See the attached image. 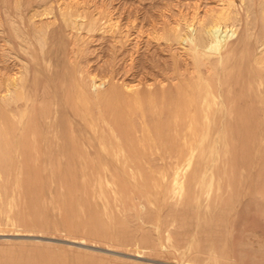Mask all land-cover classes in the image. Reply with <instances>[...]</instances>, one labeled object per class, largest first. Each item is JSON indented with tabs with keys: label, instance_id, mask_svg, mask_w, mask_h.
Instances as JSON below:
<instances>
[{
	"label": "rangeland",
	"instance_id": "obj_1",
	"mask_svg": "<svg viewBox=\"0 0 264 264\" xmlns=\"http://www.w3.org/2000/svg\"><path fill=\"white\" fill-rule=\"evenodd\" d=\"M216 1H218L217 3L223 2L216 5ZM228 1L0 0V95L5 92L4 90L12 78L19 76L20 72L27 68L29 70L27 76L29 82L39 87L38 89L34 85L30 86L36 88H33L34 94L37 93L40 96L43 85L47 86L48 91L51 93V97L46 101H39V107L47 105L46 108L59 110L62 113H58L57 123L59 122L60 126L63 122L61 125L64 124L65 128L63 126L61 128L63 127L66 131L70 127L68 129L69 133L66 132L70 135L67 136L66 143H63V150L66 152L78 150L85 153L86 149H93L91 153L94 155L90 157L83 154V157H68L64 158L63 161L55 160L48 164L51 172L47 176H30L27 179L23 177L21 178L23 182H20L21 179L18 177H11V181L7 178L3 179L5 182L0 180L1 183L4 182L3 184L9 182L3 187L0 183V186L3 189L6 187L5 190L7 191L0 190V199H5L7 203L10 201L7 204L2 199L0 203V264H264V130H262L264 128L260 130L252 129V127H244V129L242 127L249 121L251 123V119L252 121L256 119L262 121L264 115H261L262 117L248 116V118H251L248 120L245 112L246 115L242 119H235L232 116L234 120L231 118L227 121V125L232 130L231 128H225L223 131H218L219 133L211 132V134L205 136L201 134L200 136L198 132L190 135V132L185 139V136L177 137L174 134L164 135L159 133L157 135L156 132L159 130L157 128L159 126H161L160 128H166L168 120L165 118V114H163L164 117L160 116L162 114H159L160 117L155 115L153 117L151 112L154 109L148 110V106L149 108L152 107L150 105L155 101L159 110L166 106L167 104L163 105L165 103L157 102L158 98H156L157 100L154 98L155 94L166 93L165 89L169 88V83L171 87L177 81H184L182 78H180L181 80H177V78L174 79L177 80L176 82L173 79L174 83L171 82V73L164 71L163 68L168 66L167 64L174 65L173 63L178 62V60L177 65L180 66L178 65L176 72H183L186 68V61H190L189 45L187 41L184 42L186 32L198 27L197 21L201 16L204 17L210 14L215 8V10L220 9L224 3V6H227ZM233 2L235 9L239 8L238 11L243 16L238 32L233 38L239 40L240 42L237 41V45L241 46L240 44H242L247 34L245 31L246 25L248 22L260 18L261 11L264 9V0H234ZM259 3L261 4L259 5ZM244 4H248L246 5L247 10ZM213 7L215 8L213 9ZM258 7H260L259 13H256ZM253 8H255V11ZM246 11L250 12L247 14ZM193 18L195 19L193 20ZM172 30H176L174 37L177 36V38L175 39H172L174 38L172 37ZM177 32L180 33L178 34L181 35V39L178 37ZM182 33L184 34L182 35ZM141 53H144V55ZM172 60H175V62ZM158 63H160V67L157 66ZM139 64L141 65L139 66ZM145 66H149L150 72ZM147 70L148 74L146 73ZM231 72L230 76L233 75V69H231ZM162 75H165L166 78ZM89 78H92V81ZM231 79L230 81L234 84V76H231ZM79 83L84 84V88L82 85L79 86ZM95 84L97 87H95ZM74 87L76 90H74ZM70 90L73 92L72 96ZM233 90L234 88H232V92ZM171 91L172 94L176 92V90ZM171 91L167 90L166 95L171 96ZM232 92L231 99H235V94L232 95ZM237 92V96L242 93L241 95L244 98L248 97L240 90H237ZM244 92L246 91L244 90ZM81 93H90L88 95L91 97L88 96L89 100L87 102L83 101L84 99L81 101L79 95ZM175 94L176 96H174ZM175 94L171 97L177 98L178 93ZM108 95L109 97H107ZM159 95L158 97L161 100L158 101H162L164 97L161 95L162 98ZM100 96L102 99L105 98V100H102L103 102L106 101L107 97V106L110 109L105 106L106 102L103 103L100 100ZM52 99L54 104L56 100L58 106L59 103L60 106L64 104L65 106L62 105L64 109H61L62 106L58 107L56 104H52ZM113 99H116V102ZM75 100H78V103ZM78 104L81 105V108L83 107V111L84 107L92 108L91 106H94L93 109L96 110L94 116L98 119V121L97 119L94 120V122L97 121L96 124L93 123V120L88 121V123L84 121L82 124V120L79 118L81 116L75 115V111L71 109V106L76 105L73 107H76V110L79 111L81 108L79 109L80 105ZM52 105H54L53 108H51ZM242 107V111L247 109ZM103 109L105 110L103 111ZM144 109L147 115L151 114V118L146 115L144 118L146 121L143 123L144 120L141 116ZM82 110H80V114L84 115ZM149 111L150 114H148ZM111 112V116H115L114 118L109 115ZM100 113H102L101 118L104 121L101 118L100 121L98 117ZM117 117L120 118L122 123ZM157 118L162 122H155ZM168 119L171 121V118ZM89 122H92V125L89 126ZM234 122L238 125L239 130H236ZM241 122H243L242 126ZM116 124L122 126L119 125L121 126L119 127ZM78 125H81V127H77ZM168 125H171V123ZM72 127L81 128L84 132L83 136V133L81 135L79 133L81 129H79L80 131L76 130L78 138L83 136V139L80 140L83 145L78 141L79 139H75L78 143L71 141L73 143L70 144L73 136ZM89 127H94V130L97 128V130L94 131L91 128V131ZM98 127L100 128L98 129ZM147 127H151L153 131H150V128L147 129ZM124 130L127 133L130 132V134H126ZM141 130L147 133H143L147 138L143 134V137L142 135L141 138L139 137ZM123 131L127 135L126 138ZM95 132L97 133L96 136L101 137V140L103 139L106 143L109 141L106 145L102 140L103 149L102 144L99 142L101 140L95 138ZM165 137L166 139L170 138L168 140L172 141V147L169 145L171 142L168 140L166 142ZM135 139L142 140L139 143ZM177 139L183 142L184 149L187 148L183 150L185 155L189 153L186 158L184 153L182 154L183 151L181 152L183 147L180 141L177 142ZM131 140H134L135 144ZM97 141L101 147H99ZM141 141L145 143L143 144ZM89 143L92 147L88 146ZM125 143L129 145L126 146ZM166 143L168 144L166 145ZM176 143H179L181 148ZM65 144L68 149L65 148ZM136 144L139 145L136 146ZM73 146H76V148ZM83 146L84 148H82ZM174 146L176 149L178 148V151ZM96 147L100 151L106 149L109 152L102 151L101 153ZM115 147L118 149L121 147V151L117 149V152H121L120 155H118L116 149H112ZM122 147H125L126 160L124 159V149ZM131 148H134V150ZM152 148L155 150H152ZM100 153L103 161H100ZM111 153H113V156L116 154L122 161L118 157L117 160L116 155L115 157L111 156ZM128 156L133 159L131 163ZM92 159L93 161H91ZM189 159L191 161L188 165ZM223 159H225V162H223ZM124 164L128 167L124 166L123 168ZM54 165L55 167L57 165V167L53 170ZM92 166L94 171L90 170ZM176 167L184 169L178 170L179 168L176 169ZM125 170H127V173ZM196 170L199 171L198 174ZM179 171L183 173L180 174ZM190 171L192 172L190 173ZM200 171H203L201 177L202 172L200 173ZM57 172H60V174ZM172 174L174 175L172 176ZM193 179H196V181ZM199 179L202 182L197 181ZM100 183L104 184V187H101L103 185ZM208 184L210 190H207V188L209 189ZM7 186L9 187L7 188ZM34 186H37V190ZM174 187H176L175 190ZM81 188L89 189L95 195L93 194L92 198L89 191L84 193ZM187 188L191 190L194 188L193 192H195L191 193ZM22 190L23 193H20ZM81 190L85 195L84 197ZM200 190L206 192L201 193ZM24 192L26 193L24 194ZM183 193L185 196H183ZM1 194H4V197ZM20 194L24 196L19 200ZM23 197H26L25 200H23ZM85 197L87 198L85 199ZM88 198H91L92 202ZM195 199L196 201H194ZM26 202H28L27 205ZM191 202L194 204L191 205Z\"/></svg>",
	"mask_w": 264,
	"mask_h": 264
},
{
	"label": "bare ground",
	"instance_id": "obj_2",
	"mask_svg": "<svg viewBox=\"0 0 264 264\" xmlns=\"http://www.w3.org/2000/svg\"><path fill=\"white\" fill-rule=\"evenodd\" d=\"M208 1V0H207ZM212 1V0H211ZM215 1V0H214ZM230 1V0H229ZM228 1V4L227 6H224V4H222L223 6L221 7L220 5V9L218 10H215L216 8L213 7L214 11H212L211 9V13L208 14V15H205L204 17H200V19L197 21L198 22V27L193 30H190L189 28V32H186V35H185V38H184V42H188L187 44L189 45V49H190V53H189V57H190V61H186V68L184 69L183 72H176L177 68L180 66L177 65L178 62L175 60H172L174 61L175 63H173L174 65H169L167 64L168 66H165V68H163L164 71H168V73H171V82L174 83V79H177L179 80L180 78L184 79L183 82H178L177 80V83L173 84L171 87H170V83L168 84V89H165L166 90V93H167V90L168 91H171V90H176L175 93H178L177 94V98H172L174 94H172V91L170 94H172L171 96H169L168 94L166 95V93L164 94H160L157 93L159 96H161L163 99L162 101H158L159 99L161 100L160 97H158V95L155 94L154 98H158L157 102H161L163 105H169L167 106V108H165L166 106L162 107L161 110H159L158 105L156 103V101L150 105L152 107L149 108L148 106V110H152L154 109L151 114L153 115V117L155 116H159V114H162L160 116H163V114H165V118L168 120V123L167 124H170L171 125H168L166 124V128H160L161 126H159V130H157L156 134L159 135V133L161 134H171V135H176L177 137L178 136H185V139L186 137L188 136V133H190V135L193 133H199V135L201 134L202 136L204 135H209V133L211 134V132H218L220 130L223 131V129L225 128H231L230 126L227 125V121L228 120H231L232 116L235 117V119H242L243 117H245V112L247 113V118L248 116L252 117V116H261V115H264V9H262L261 11V15H260V18L257 19L256 21H253V22H248L247 25H246V29L245 31L247 32L246 36H245V39L243 40L242 44H240L241 46H238L237 45V39H233L235 37V34H237L238 32V27L240 26L242 20H243V16H241L242 14H240V12L238 11V9H235V6H234V0L231 2ZM244 1V0H243ZM251 1V0H250ZM256 1V0H254ZM263 1V0H261ZM196 2V1H195ZM218 1H216V5L217 4H221L223 1H221V3H217ZM242 2V1H241ZM247 3V2H246ZM187 4V2H186ZM185 4V5H186ZM242 4V3H241ZM261 3H259L260 5ZM206 5V4H205ZM243 5V4H242ZM245 5V4H244ZM248 5V4H246ZM245 5L246 7V10H247V6ZM264 5V3H263ZM262 5V6H263ZM7 6V5H6ZM168 6V5H167ZM199 6V5H198ZM237 6V5H236ZM251 6V5H250ZM255 6H256V3H255ZM218 7V6H217ZM243 7V8H245ZM249 7V6H248ZM260 7H258L257 9V12L256 13H259L258 10H259ZM249 9V8H248ZM255 8H253L254 10ZM169 10V9H168ZM196 10H199V9H196ZM206 10V9H205ZM204 10V11H205ZM209 10V9H208ZM244 10V9H243ZM242 11V10H241ZM245 11V10H244ZM255 11V10H254ZM207 12V11H205ZM247 12V11H246ZM250 12V11H249ZM247 12V14L249 13ZM6 13V12H5ZM80 13V12H79ZM131 13V12H130ZM194 13V12H193ZM185 14V12H184ZM198 15V13H196ZM206 14V13H205ZM244 14V13H243ZM187 15V14H186ZM190 15V14H189ZM194 15V14H193ZM196 15V16H197ZM258 15V14H257ZM256 15V16H257ZM249 16V15H248ZM187 18V17H186ZM185 18V19H186ZM189 18V17H188ZM192 18V17H191ZM197 18V17H195ZM193 18V20L195 19ZM245 18V17H244ZM249 18V17H248ZM255 18V17H254ZM257 18V17H256ZM198 19V18H197ZM65 20V19H64ZM246 20V18H245ZM152 21V20H151ZM190 21V20H189ZM251 21V20H250ZM196 22V23H197ZM91 23V22H90ZM182 25V24H181ZM187 25V24H186ZM193 25V24H192ZM168 26V25H167ZM190 26V25H189ZM14 27V26H13ZM177 27V26H176ZM179 27V26H178ZM16 28V27H15ZM175 28V27H174ZM180 28V27H179ZM170 29V28H169ZM183 29V28H182ZM225 29V30H224ZM174 30V29H173ZM173 35L172 37H174V33L176 32L173 31ZM184 30V29H183ZM182 30V31H183ZM13 31V30H12ZM154 31V30H153ZM171 31V30H169ZM168 31V32H169ZM195 31V33H193ZM179 32H177L178 34ZM185 33V32H184ZM182 33V35L184 34ZM77 34V33H76ZM169 34V33H168ZM176 34V33H175ZM180 34V33H179ZM178 34V37H180L181 39V35L179 36ZM156 35V34H155ZM171 35V33H170ZM170 35H168L170 37ZM237 36V35H236ZM156 37V36H155ZM171 37V38H172ZM184 37V36H182ZM238 37V36H237ZM17 38V37H16ZM163 38V37H161ZM177 38L174 37L172 39H175ZM156 39V38H155ZM180 39L178 38V41L180 43ZM183 41V39H182ZM240 42V41H239ZM158 43V41H157ZM176 43V42H175ZM183 43V42H181ZM149 44V43H148ZM32 45V44H31ZM187 45V46H188ZM16 47H17V44H16ZM31 47V46H30ZM185 47V46H184ZM146 48V47H145ZM151 49V48H150ZM2 51V50H1ZM167 51V50H166ZM187 51V50H186ZM187 51V52H188ZM182 52V51H181ZM186 52V53H187ZM145 53V52H144ZM144 53H141L144 55ZM161 53V52H160ZM22 54V53H21ZM163 55V54H162ZM188 55V54H187ZM98 56V55H97ZM129 56V55H128ZM130 56H131V53H130ZM142 56V55H141ZM157 56V55H155ZM175 56V55H174ZM173 56V57H174ZM179 56V55H178ZM132 57V56H131ZM137 57V56H136ZM143 57V56H142ZM172 57V56H171ZM25 58V57H24ZM102 58V57H101ZM156 58V57H155ZM161 58V57H160ZM181 58V57H180ZM188 58V57H187ZM54 59V58H53ZM145 59V58H144ZM149 59V58H148ZM166 59V58H165ZM164 59V60H165ZM135 60V59H134ZM168 60V59H167ZM36 61V60H35ZM125 61V60H124ZM145 61V60H144ZM154 61V60H153ZM161 61V60H160ZM171 61V60H169ZM126 62V61H125ZM124 62V63H125ZM131 62V60H130ZM156 62H157V59H156ZM159 62V61H158ZM162 62V61H161ZM182 62V61H181ZM27 63V62H26ZM155 63V62H154ZM169 63V62H168ZM171 63V62H170ZM108 64V63H107ZM148 64V63H147ZM28 65V64H27ZM141 64H139L140 66ZM154 65V64H153ZM160 63H158L157 66H159ZM183 65V64H182ZM100 66V65H99ZM123 66V65H122ZM134 66V65H133ZM138 66V68H140ZM152 67V65H150ZM185 66V65H184ZM183 66V67H184ZM20 67V66H19ZM42 67V65H41ZM126 67V66H125ZM147 67V66H145ZM149 67V66H148ZM147 67V68H148ZM160 67V66H159ZM25 68V66H24ZM74 68V66H73ZM120 68V67H119ZM137 68V70H138ZM142 68V67H141ZM181 68V67H180ZM123 69V68H122ZM129 69V68H128ZM143 69V68H142ZM141 69V70H142ZM231 69H233V75L231 76H234V84L230 81L231 79V76L230 74L232 73L231 72ZM3 70V69H2ZM149 70V68H148ZM148 70H147V74H148ZM156 70V69H155ZM8 71V70H7ZM76 71H77V68H76ZM84 71V70H83ZM182 71V70H181ZM231 73H230V72ZM28 72L29 70L27 68H25V70L23 69V72H20L19 76H16L14 78H12L8 83L6 89L4 90L5 92L2 93L0 95V180H3L5 178H7L8 180L11 181V177H18V178H23V177H30V176H36V177H41V176H47L50 174L51 170L49 168V163H52L54 162L55 160L56 161H63L64 158H70V157H76L77 156H84L86 154V156H92L93 154L91 153V150L93 152V149H86L85 150V153H82L81 151H73V150H70V152H66L63 150L64 147L63 146V143H66V138L67 136H69L70 134L69 133V128H67V131L68 133H66L67 131L63 129L64 127V124L59 126V122L57 123L58 120H56L58 118V113H62L60 112L59 110H52L50 108H46L47 105H45L43 108L42 107H39L40 105L38 104L39 101H46V99L50 98L51 96V93L48 91V88L47 86L43 85L42 89L41 88V93H40V96L37 95V93L34 94L33 92V88H34V83L32 82H29L28 80ZM66 72V71H64ZM150 72V70H149ZM161 72V71H160ZM11 73V72H10ZM18 73V71H17ZM62 73V72H61ZM120 73V72H119ZM141 73V72H140ZM144 74H146L145 72H143ZM152 73V72H151ZM12 74V73H11ZM72 74V73H71ZM2 75V74H1ZM53 75V74H52ZM69 75V74H68ZM75 75V73H74ZM80 75V74H79ZM87 75V74H86ZM142 75V74H141ZM140 75V76H141ZM65 76V75H64ZM77 76V74H76ZM93 76V75H92ZM157 76V74H156ZM167 76V74H166ZM53 77V76H52ZM150 77V76H149ZM162 77H165V75ZM168 77V76H167ZM30 78V76H29ZM62 78V77H61ZM74 78V77H73ZM136 78V77H135ZM166 78V77H165ZM233 78V77H232ZM33 79V77H32ZM39 79V78H38ZM52 79V78H51ZM54 79H55V76H54ZM59 79V78H58ZM70 79V77H69ZM91 79L92 81V78H89V80ZM143 79V78H142ZM154 79V78H153ZM157 79V78H156ZM174 81H173V80ZM1 80V79H0ZM3 80V79H2ZM37 80V78H36ZM41 80V79H40ZM38 80V81H40ZM168 80V78H167ZM181 80V79H180ZM232 80V79H231ZM7 81V80H6ZM31 81V80H30ZM43 81V80H41ZM40 81V82H41ZM47 81V80H46ZM55 81V80H53ZM57 81V80H56ZM94 81V80H93ZM161 81V80H160ZM175 81V82H176ZM33 82H34V79H33ZM62 82V81H60ZM83 82V81H81ZM2 83V82H1ZM7 83V82H6ZM30 83H32L30 85ZM66 83V81H65ZM84 83V82H83ZM162 83V82H161ZM37 84V83H36ZM62 84V83H61ZM60 84V85H61ZM88 84V83H87ZM147 84V83H146ZM163 84V83H162ZM172 84V83H171ZM3 85V83H2ZM34 85L32 88L30 86ZM39 85V84H38ZM63 85V84H62ZM65 85V84H64ZM82 85L81 83H79V86ZM84 85V84H83ZM82 85V86H83ZM94 85V84H93ZM149 85V84H148ZM157 85V84H156ZM165 85V83H164ZM59 86V85H58ZM87 86V85H85ZM146 86V85H145ZM166 86V85H165ZM234 86V87H233ZM2 87V86H1ZM36 88L38 86H35ZM65 87V86H64ZM68 87H69V84H68ZM95 87L96 84H95ZM149 87V86H148ZM162 87V86H160ZM34 88V89H36ZM61 88V86H60ZM75 88V87H74ZM84 88V86H83ZM86 88V87H85ZM150 88V87H149ZM232 88H234L233 92H232ZM2 89V88H1ZM39 89V87H38ZM65 90V88H63ZM139 89V88H137ZM63 90V91H64ZM76 90V88L74 89ZM140 90V89H139ZM138 90V91H139ZM159 90V89H158ZM237 90H240L243 92V94L245 93L246 94V97L247 98H244L240 93V96H237L238 92ZM244 90L246 92H244ZM3 91V90H2ZM79 92V90H77ZM131 91V90H130ZM235 91V92H234ZM33 92V94H32ZM35 92H37L35 90ZM66 92V91H65ZM71 92V90H70ZM69 92V93H70ZM94 92V91H93ZM133 93V91H131ZM151 92V91H150ZM231 92L233 93L232 95L235 94V99L232 98L231 99ZM72 93L71 92V96H72ZM155 93V92H154ZM64 94V92H63ZM88 94L90 93H81L79 94L81 96V101H85L87 102L89 100V96ZM66 95V94H65ZM63 95V96H65ZM123 95V94H122ZM132 95V94H131ZM70 96V94H69ZM68 96V97H69ZM75 96V94H74ZM80 96H77L78 98ZM89 96V97H88ZM93 96H94V93H93ZM99 96V95H97ZM148 96V95H147ZM176 96V94L174 95ZM67 97V98H68ZM101 97V96H100ZM99 97V98H100ZM106 97V96H105ZM109 97V95L107 96ZM107 97H106V105L107 106ZM133 97V96H132ZM54 98V97H53ZM70 98V97H69ZM68 98V99H69ZM74 98V97H73ZM76 98V97H75ZM112 98V97H111ZM110 98V100H111ZM122 98V96H121ZM127 98V97H126ZM136 98H138V96H136ZM60 99V98H59ZM58 99V100H59ZM66 99V98H65ZM98 99V97H97ZM109 99V98H108ZM118 99V98H117ZM153 99V100H155ZM62 100V99H61ZM60 100V101H61ZM70 100V99H69ZM80 100V99H78ZM78 100L75 102L78 103ZM96 100V98H95ZM101 101L102 100H105L100 99ZM115 100L116 102V99H113ZM132 100V98H131ZM136 100V99H135ZM166 100V101H165ZM53 101V99H52ZM59 101V102H60ZM80 101V103H81ZM97 101V100H96ZM119 101V99H118ZM149 101V100H147ZM49 102V101H48ZM103 102V101H102ZM103 102V103H104ZM111 102V101H110ZM110 102H109V105H110ZM120 102V101H119ZM153 102V101H152ZM50 103V102H49ZM100 103V101H99ZM101 103V104H103ZM128 103V102H127ZM131 103V102H130ZM54 104V101L53 103ZM55 104H56V100H55ZM54 104V105H55ZM114 104V103H113ZM112 104V105H113ZM137 104V103H135ZM54 105H52L51 108L54 107ZM58 106V104H56ZM64 105V104H62ZM61 105V106H62ZM67 105V103H66ZM69 105V104H68ZM80 105V104H78ZM85 105V104H84ZM87 105V104H86ZM90 105V104H89ZM111 105V106H112ZM118 105V104H117ZM60 106V103H59V106L58 107H61ZM65 106V105H64ZM73 106H76V105H73ZM71 106L72 110H74L75 112V115L77 116H81L79 118H81V122L82 124L85 122L88 123V121H92L93 120V123H97L98 119L95 118L94 116V113L96 112V110L93 109L94 106H91L92 108H89V107H84V111L82 110L81 108V105L79 107L80 110H82L84 112V115H81V111L79 110H76V107H73ZM110 106V107H111ZM137 106V105H136ZM141 106V105H140ZM241 106H243L242 108H247L245 111L241 110ZM63 107V106H62ZM108 107V108H107ZM106 108L107 109H110L109 106H107ZM114 107V106H112ZM111 107V108H112ZM128 107V106H127ZM139 107V106H138ZM174 107L175 110H174ZM105 108V107H104ZM130 108V107H129ZM61 109H64L61 108ZM67 110V109H65ZM105 109H103L104 111ZM112 110V109H111ZM110 110V111H111ZM114 110V109H113ZM132 110V109H131ZM63 111V110H62ZM116 111V110H115ZM143 114H142V119L144 120L145 116L147 115L146 114V111L145 109L143 110ZM150 111L148 112V114H150ZM64 112V111H63ZM82 112V113H83ZM167 112V113H166ZM129 113V112H128ZM136 113V112H135ZM244 113V114H243ZM73 114V113H72ZM104 114V113H103ZM108 114V113H107ZM112 112L109 114L111 116ZM137 114V113H136ZM150 114V115H151ZM62 115V114H61ZM75 115H73L75 117ZM139 115V114H138ZM150 115H147V116H150ZM155 115V116H154ZM102 113L99 114V119L102 117ZM109 116V117H110ZM124 116V115H123ZM159 116V117H160ZM163 116V117H164ZM60 117V116H59ZM111 117H115V116H111ZM129 117V115H128ZM152 117V118H153ZM158 117V118H159ZM262 117V116H261ZM112 118V119H113ZM119 118V117H117ZM116 118V119H117ZM123 118V117H122ZM121 118V119H122ZM125 118V117H124ZM130 118V117H129ZM128 118V119H129ZM151 118V116H150ZM157 118V121L155 122H158V121H161L162 120H158ZM168 118H171V121H169ZM259 118V117H258ZM97 119V121L94 122V120ZM103 120V118H101ZM100 119V121H101ZM141 119V120H142ZM155 119V118H153ZM160 119V118H159ZM162 119V118H161ZM251 118H248V120H250ZM254 119V118H253ZM262 119V118H261ZM72 120V119H71ZM74 120V118H73ZM110 120V119H109ZM120 120V118L118 119ZM127 120V119H126ZM130 120V119H129ZM232 120H234L232 118ZM104 121V120H103ZM116 123L117 121L114 120ZM113 121V123L115 124V122ZM132 121V120H131ZM140 121V120H139ZM146 120L143 121V123L145 122ZM154 121V120H153ZM165 121V120H164ZM240 121V120H239ZM242 121V120H241ZM73 122V121H72ZM120 122L122 123V121L120 120ZM142 122V121H141ZM173 122V123H172ZM202 122V123H201ZM237 122V120H236ZM236 122H234L236 124ZM67 123V122H66ZM92 122H89V126L92 125L91 124ZM95 123V124H96ZM147 123V122H146ZM149 123V122H148ZM232 125H233V122H231ZM242 123L241 122V126H242ZM80 124V123H79ZM81 124V125H82ZM94 124V125H95ZM151 124V123H150ZM153 124V123H152ZM157 124V123H156ZM164 124V123H163ZM230 124V123H229ZM74 125V124H73ZM81 125H78L77 127H81ZM93 125V126H94ZM121 124H116V126H119ZM147 125V124H146ZM155 125V124H154ZM61 126H63L61 128ZM76 126V124H75ZM85 126V125H84ZM99 126V124H98ZM122 126V125H121ZM119 126V127H121ZM132 126V125H131ZM151 126V125H150ZM234 126V125H233ZM237 124H236V128H237ZM75 128V127H72V140L73 142H75L76 140L75 139H79L78 141L82 144V141H80L81 139H83V136H84V132H82V129H81V132L80 135L82 134L83 136L78 138L77 136V133H76V130L78 128ZM145 127V126H144ZM152 127V126H151ZM150 128V131L152 130ZM158 127V126H156ZM164 127V125H163ZM243 128L244 127H252V129L256 128V129H262L264 128V119L261 120H254L252 121L251 119V123L250 121L247 122L246 124H244L242 126ZM65 128V127H64ZM90 128V127H89ZM93 128L94 130V127H91ZM90 128V130H91ZM96 128V127H95ZM100 127H98L99 129ZM118 128V127H117ZM126 128V127H125ZM130 128V127H129ZM133 128V127H132ZM147 127V129H149ZM242 128V129H243ZM249 128V130H251ZM78 129V130H79ZM123 130V127L121 128ZM131 129V128H130ZM129 129V130H130ZM135 129V128H134ZM144 129V128H143ZM235 129V128H233ZM245 129V128H244ZM89 130V129H88ZM97 130V128H96ZM94 130V131H96ZM137 130V129H136ZM154 130H155V127H154ZM232 130V128H231ZM230 130V132L232 133V131ZM236 130H239L238 128ZM264 130V129H262ZM80 131V130H79ZM92 131V130H91ZM101 131V130H100ZM126 132V130H124ZM123 131V134L125 135ZM149 131V130H148ZM149 131V132H150ZM153 131V130H152ZM225 131V130H224ZM228 131V130H227ZM235 131V130H234ZM242 131V130H241ZM252 131V130H251ZM254 131V130H253ZM256 131V130H255ZM99 132V131H98ZM131 132V130H130ZM126 132V134H130ZM137 132V131H136ZM140 132V131H139ZM138 134H140V138H141V135L143 133H146V132H143L141 130V132ZM226 132V131H225ZM229 132V131H228ZM236 132V131H235ZM78 133V134H79ZM91 133H94V132H91ZM100 133V132H99ZM153 133V132H152ZM219 133V132H218ZM230 133V134H231ZM68 134V135H67ZM96 132H95V136H96ZM132 134V132H131ZM147 134V133H146ZM154 134V133H153ZM215 134V133H214ZM227 134V133H225ZM93 135V134H92ZM135 135V134H134ZM145 135V134H143ZM142 135V137H143ZM151 135V134H150ZM156 135V136H157ZM187 135V136H186ZM197 135V134H196ZM200 135V136H201ZM228 135V134H227ZM77 136V137H76ZM94 136V137H95ZM101 136V134H100ZM146 136V135H145ZM144 136V137H145ZM154 136V135H153ZM175 136V137H176ZM76 137V138H75ZM127 137V135H125V138ZM136 138V135L134 136ZM161 137V136H160ZM69 138V137H68ZM93 138V137H92ZM97 138L98 140L101 138L98 137V135L95 137ZM94 138V140H96ZM104 138V137H103ZM147 138V136H146ZM158 138V137H157ZM180 138V137H179ZM178 138V139H179ZM128 139V138H127ZM130 139V138H129ZM133 139V138H132ZM170 139V138H167L165 137V140L167 142V140ZM177 139V142L182 140L180 138V140ZM69 140V139H68ZM87 140V139H86ZM101 140V139H100ZM103 140V139H102ZM99 141L100 144H102V149H103V142ZM137 140V139H135ZM142 140V139H139L137 140L138 142ZM144 140V139H143ZM150 140V139H149ZM152 140V139H151ZM184 140V139H183ZM85 141V140H84ZM104 141V140H103ZM117 141V140H116ZM120 141V140H119ZM118 141V142H119ZM126 141V140H125ZM128 141V140H127ZM132 141V140H131ZM134 141V140H133ZM132 141V142H133ZM145 141V140H144ZM171 142V144H169L170 146L172 145L173 146V143L171 140H168ZM186 141V140H185ZM184 141V142H185ZM220 141V140H219ZM230 141V139H229ZM227 141V142H229ZM68 142V143H70ZM73 142H71L70 144H72ZM77 142V141H76ZM96 142V141H95ZM98 142V141H97ZM98 142V145L99 147L100 144ZM105 142V141H104ZM109 142V141H108ZM107 142V143H108ZM129 142V141H128ZM137 142V143H138ZM143 144L146 142H143L141 141ZM149 142V141H148ZM163 142V141H162ZM78 143V142H77ZM76 143V144H77ZM84 143V142H83ZM92 143V142H91ZM91 143H89L88 146H91ZM107 143L105 142L104 144L107 145ZM121 143V142H120ZM130 143V142H129ZM140 143V142H139ZM225 143V142H224ZM69 144V145H70ZM85 144V143H84ZM94 144V143H93ZM117 144V142H116ZM119 144V143H118ZM127 144L126 146H128L129 144L128 143H125ZM133 144H135L133 142ZM147 144V143H146ZM168 143H166L167 145ZM176 144H179V143H176ZM180 144L182 146L183 142L180 141ZM180 144L178 145V147L180 146ZM66 145V144H65ZM80 145V144H79ZM83 145V144H82ZM97 145V146H98ZM110 145H111V142H110ZM115 145V143H114ZM120 145V144H119ZM118 145V147H119ZM122 145V144H121ZM139 145V144H136V146ZM141 145V144H140ZM175 145V144H174ZM188 145V144H187ZM72 146V145H71ZM87 146V145H86ZM94 146V145H93ZM116 146V145H115ZM125 146V145H124ZM125 146V147H126ZM144 146V145H143ZM143 146H141L143 148ZM171 146V147H172ZM186 146V145H185ZM191 146V145H190ZM76 148V146H73ZM72 147V149H73ZM78 147V145H77ZM92 147V146H91ZM114 147V146H112ZM125 147H122L123 149ZM131 147V146H130ZM133 147V145H132ZM140 148V146H138ZM161 148V146H159ZM175 147V146H174ZM177 147V145H176ZM175 147V149H176ZM183 147V146H182ZM221 147V146H220ZM66 149H68L67 145L65 147ZM84 148V146L82 147ZM90 148V147H89ZM98 151H100L98 149V147H96ZM108 148H109V145H108ZM135 148V147H134ZM134 148L132 150H134ZM170 148V147H169ZM181 148V147H179ZM227 148V147H226ZM101 149V148H100ZM110 149V148H109ZM108 149V150H109ZM112 149H116V152L120 149L121 151V147L118 149V148H112ZM111 149V150H112ZM118 149V150H117ZM122 149V151H123ZM128 149V147H127ZM126 149V150H127ZM154 148H152L153 150ZM187 149V148H185ZM184 147L183 149L181 150V152L183 150H185ZM216 149V148H215ZM82 150V149H81ZM96 150V151H97ZM110 150V151H111ZM136 150V148H135ZM155 150V149H154ZM157 150V149H156ZM159 150V149H158ZM178 151V148L176 149ZM83 151V150H82ZM102 151H105V152H109V151H106V149L102 150ZM102 151H100L102 153ZM142 151V150H141ZM145 151V150H144ZM190 151V150H188ZM104 152V153H105ZM124 156H125V149H124ZM135 152V151H134ZM137 152V151H136ZM139 152V151H138ZM143 152V151H142ZM100 158V161H103L102 159V155ZM103 153V154H104ZM114 153V152H113ZM113 153H111L113 156ZM119 153V152H117ZM121 153V152H120ZM120 153L118 155H120ZM130 153H132L130 151ZM174 153V152H173ZM184 153V151L182 152V154ZM191 153V152H190ZM220 153V152H219ZM84 154V155H83ZM98 154V153H97ZM128 154V153H127ZM147 154V153H146ZM153 154V153H152ZM160 154V153H159ZM164 154V153H163ZM176 154V153H175ZM105 155V154H104ZM103 155V156H104ZM116 155V154H115ZM115 155L113 157H115ZM123 155V154H122ZM158 155V154H157ZM165 155V154H164ZM185 155V153H184ZM189 155V153H188ZM187 154L184 156L185 158L188 156ZM85 156V157H86ZM94 156V155H93ZM98 156V155H97ZM106 156V155H105ZM108 156V155H107ZM110 156V154H109ZM108 156V157H109ZM139 156V155H138ZM151 158L152 155L150 154ZM160 156V155H158ZM180 156V154H179ZM183 156V155H182ZM80 157V158H82ZM112 157V159H114ZM117 155H116V159H117ZM164 157V156H162ZM206 157V156H205ZM224 157V156H223ZM79 158V159H80ZM94 158V157H93ZM127 158L126 156L124 157V159ZM172 158V157H171ZM183 158V157H182ZM184 158V159H185ZM219 158V157H218ZM72 159V158H71ZM84 159V158H83ZM91 159V158H90ZM98 159V157H97ZM105 159V158H104ZM118 159L120 161H122L119 157ZM117 159V160H118ZM128 159H129V162L131 163L132 162V157L130 159V156H128ZM175 159V158H174ZM229 159V158H228ZM77 160V159H76ZM126 160V159H125ZM124 160V161H125ZM131 160V161H130ZM135 160V159H134ZM152 160V159H151ZM163 160V159H162ZM186 160V159H185ZM225 159H223V162ZM75 161V160H74ZM78 161V160H77ZM82 161V160H81ZM93 161V159L91 160ZM141 161V160H140ZM190 161L191 159H189V163L188 165L190 164ZM211 161V160H210ZM214 162V161H212ZM78 163V162H77ZM85 163L87 164L86 160H85ZM125 163V162H124ZM153 163V162H152ZM176 163V162H175ZM181 163V162H180ZM99 164V163H98ZM103 164V163H102ZM128 165V163H126ZM148 164V163H147ZM174 164V163H173ZM213 164V163H212ZM100 165V164H99ZM105 165V163H104ZM119 165V164H118ZM135 165V164H134ZM140 165V164H139ZM156 165V164H155ZM186 165V164H185ZM218 165V163H217ZM52 166V165H51ZM85 166V165H84ZM94 166V164H93ZM93 166H92V169L90 170H93ZM124 166H126L125 164L123 165V168ZM132 166V164H131ZM168 166V165H167ZM177 166V165H176ZM57 167V165H56ZM55 165L53 166V170L56 169ZM88 167V166H86ZM85 167V168H86ZM95 167V166H94ZM104 167V166H103ZM128 167V166H126ZM220 167V166H219ZM222 167V166H221ZM52 168V167H51ZM99 168V167H98ZM97 168V169H98ZM144 168V167H143ZM179 168L178 170H182L184 168H181V167H176V169ZM196 168V167H195ZM213 168V167H212ZM223 168V167H222ZM58 169V168H57ZM71 169V168H70ZM83 169V167H82ZM88 169V168H87ZM122 169V167H121ZM129 169V168H127ZM146 169V168H145ZM144 169V170H145ZM186 169V168H185ZM216 169V168H215ZM218 169V168H217ZM216 169V170H217ZM226 169V168H225ZM228 169V167H227ZM89 170V169H88ZM87 170V171H88ZM89 170V171H90ZM149 170V169H148ZM170 170V169H169ZM187 170V169H186ZM127 170H125L126 172ZM141 171H143L141 169ZM207 171V170H206ZM205 171V172H206ZM230 171V170H229ZM92 172V171H91ZM124 172V174H125ZM176 172V170H175ZM180 174L183 173L181 171H179ZM187 172V171H186ZM192 171H190L191 173ZM199 172L196 170V173ZM202 172V173H201ZM58 173V172H57ZM123 173V172H122ZM127 173V172H126ZM178 173V171L176 172ZM185 173V172H184ZM189 173V171H188ZM195 173V174H196ZM201 175L200 177L203 175V171H200ZM220 173V171H219ZM55 174V173H54ZM60 174V172L58 173ZM123 174V175H124ZM193 174V176L195 175ZM198 174V173H197ZM88 175V174H87ZM126 175V174H125ZM174 174H172L173 176ZM179 175V174H178ZM177 175V176H178ZM152 176V175H151ZM182 176V175H181ZM198 176V175H197ZM59 177V176H58ZM184 177V176H183ZM192 177V176H191ZM196 177V176H194ZM205 177V175H204ZM216 177V176H215ZM219 177V176H218ZM224 177V176H223ZM226 177V175H225ZM52 178V177H51ZM115 178V176H114ZM199 178V177H198ZM25 179V178H24ZM181 179V178H180ZM225 179V178H224ZM227 179V177H226ZM7 180V181H8ZM15 180V179H14ZM19 180V179H18ZM179 180V179H178ZM184 180V179H183ZM186 180V179H185ZM184 180V181H185ZM196 181V179H193ZM4 181V180H3ZM20 182H23V179L19 180ZM181 183L182 180H180ZM197 181H201V179L197 180ZM205 181V180H203ZM5 182V181H4ZM3 182V183H4ZM72 182V181H71ZM97 182V181H96ZM202 182V181H201ZM207 182V181H205ZM1 183V182H0ZM2 184V187L3 185L5 184ZM9 183V182H8ZM7 183V184H8ZM12 183V182H11ZM14 183V182H13ZM12 183V184H13ZM27 183V182H25ZM32 183V182H30ZM49 183V182H48ZM47 183V184H48ZM86 183V182H85ZM177 183V181H176ZM209 183V182H208ZM6 184V185H7ZM33 184V183H32ZM46 184V185H47ZM89 184V183H88ZM99 184V183H98ZM102 184V183H100ZM180 184V183H179ZM191 184H193V182H191ZM10 185V184H9ZM20 185V184H19ZM50 185V184H49ZM87 185V183H86ZM94 185V184H93ZM103 186L101 187H104V184H102ZM183 185V184H182ZM203 185V183H202ZM205 185H207L205 183ZM28 186H30L28 184ZM39 186V185H37ZM36 186V187H37ZM51 186V185H50ZM49 186V187H50ZM75 186V185H74ZM82 186V185H81ZM84 186V185H83ZM124 186V185H123ZM185 186V185H184ZM0 186V190L2 189L3 192L6 191L4 187V189ZM9 186H7L8 188ZM13 187V186H12ZM11 187V188H12ZM16 187V186H15ZM14 187V188H15ZM21 187V185H20ZM31 187V186H30ZM30 187H29V190H30ZM35 187V186H34ZM35 187V188H36ZM90 187V186H89ZM87 187V188H89ZM191 187V186H190ZM203 188H205L204 186H202ZM209 187V184L208 186ZM212 187V185H211ZM222 187V186H221ZM18 188V187H17ZM16 188V190H17ZM44 188V187H43ZM86 188V187H85ZM176 187H174V190H175ZM178 188V187H177ZM182 188V187H181ZM192 188V187H191ZM195 188V187H194ZM190 189V188H187L189 191H191V193H194L193 190L195 189ZM200 188V186H199ZM203 188H201L203 190ZM226 188V187H225ZM10 189V188H9ZM8 189V190H9ZM28 189V188H27ZM69 189V188H68ZM73 189V188H72ZM76 189V188H75ZM82 189V188H81ZM91 189V187H90ZM171 189V188H170ZM183 189V188H182ZM181 189V190H182ZM212 189V188H211ZM20 190V189H19ZM37 190V188H36ZM40 190V188H39ZM77 190V189H76ZM75 190V191H76ZM85 193V191H89L91 194L92 192L89 190V189H82ZM81 190V192H82ZM167 190V189H166ZM199 190V189H197ZM200 190V192L202 193L203 191ZM205 190V189H204ZM207 190H210V187L209 189L207 188ZM222 190V189H221ZM12 191V190H11ZM15 191V190H14ZM26 191V190H25ZM73 191V192H75ZM93 192L95 190H92ZM122 191V189H121ZM124 191V189H123ZM134 191V190H133ZM183 191V190H182ZM237 191V190H236ZM7 192V191H6ZM40 192V191H39ZM72 192V193H73ZM78 192V191H77ZM174 192V191H173ZM206 192V191H205ZM203 192V193H205ZM12 193V192H11ZM20 193H23V190L20 191ZM26 192H24L25 194ZM31 193V192H30ZM35 193V192H34ZM76 193V192H75ZM87 193V192H86ZM89 193V194H90ZM126 193V192H125ZM128 193V192H127ZM170 193V192H169ZM175 193V192H174ZM173 193V194H174ZM190 193V192H188ZM187 193V195H188ZM222 193V192H221ZM234 193V192H233ZM9 194V193H8ZM19 194V193H18ZM40 194V193H39ZM45 194V193H44ZM63 194V193H62ZM88 194V193H87ZM94 194V193H93ZM93 194H92V198H93ZM123 194V193H122ZM167 194V193H166ZM172 194V193H171ZM170 194V195H171ZM3 197H4V194H1ZM35 195H37V193H35ZM82 195H83V192H82ZM95 195V194H94ZM121 195V194H120ZM192 195V194H191ZM190 195V196H191ZM8 196V195H7ZM24 196V195H22ZM21 194H20V198L19 200L21 199ZM27 196V195H26ZM81 196V195H80ZM85 195H83L84 197ZM90 197V195H88ZM87 196V197H88ZM123 196V195H122ZM166 196V195H165ZM164 196V197H165ZM182 196V195H181ZM183 196H185V194L183 193ZM183 196H182V199H183ZM189 196V198H191ZM194 196V194H193ZM196 196V195H195ZM204 196V195H203ZM219 196V195H218ZM14 197V196H13ZM71 197V196H70ZM81 197V198H83ZM85 197V199L87 198ZM216 197V196H215ZM214 197V198H215ZM7 198V197H5ZM12 198V196H11ZM24 198L26 197H23V200H25ZM80 198V199H81ZM120 198H123L120 196ZM129 198V197H128ZM175 198V197H174ZM198 198V197H197ZM220 198V197H219ZM218 198V199H219ZM3 198L0 199V203H1V200ZM8 199V198H7ZM6 199V200H7ZM91 199V198H90ZM88 198V200H90ZM124 199V198H123ZM201 199V198H200ZM11 200H14V199H11ZM178 200H181V199H178ZM190 200V199H189ZM192 200V199H191ZM220 200V199H219ZM229 200V199H228ZM227 200V201H228ZM5 201V199H3V202ZM8 201V200H7ZM22 201V200H21ZM27 201V200H26ZM37 201V200H36ZM72 201V200H71ZM92 202V200H90ZM196 201V199L194 200ZM198 201V200H197ZM213 201V200H212ZM10 202V201H9ZM8 202V203H9ZM25 202V201H23ZM73 202V201H72ZM75 202V201H74ZM86 203V201H84ZM83 202V203H84ZM193 202V201H192ZM191 202V205H193ZM200 202V201H199ZM218 202V201H216ZM229 202V201H228ZM5 203H7L5 201ZM3 203V204H5ZM7 203V204H8ZM12 203V202H11ZM28 202H26V205H27ZM34 203V202H33ZM90 203V202H89ZM188 203V201H187ZM198 203V202H197ZM235 203V202H234ZM14 204V203H13ZM179 204V202H178ZM196 204V202H195ZM12 205V204H11ZM10 205V206H11ZM90 205V204H89ZM174 205V204H173ZM188 205V204H187ZM197 205V204H196ZM1 206V205H0ZM186 206V205H185ZM195 206V205H194ZM219 206V205H218ZM263 207V206H262ZM194 208V207H193ZM180 210V209H179ZM184 210V209H183ZM199 210V209H198ZM182 212V211H181ZM75 213V212H74ZM196 215V214H195ZM198 215V214H197ZM221 216V215H220ZM207 221V220H206ZM213 225V224H212ZM38 253V252H37Z\"/></svg>",
	"mask_w": 264,
	"mask_h": 264
}]
</instances>
